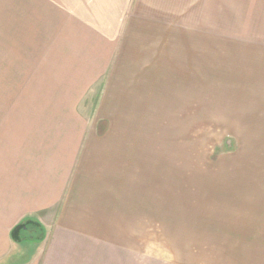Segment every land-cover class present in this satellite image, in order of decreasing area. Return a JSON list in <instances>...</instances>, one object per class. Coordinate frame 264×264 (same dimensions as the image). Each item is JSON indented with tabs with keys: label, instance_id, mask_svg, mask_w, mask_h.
<instances>
[{
	"label": "rangeland",
	"instance_id": "1",
	"mask_svg": "<svg viewBox=\"0 0 264 264\" xmlns=\"http://www.w3.org/2000/svg\"><path fill=\"white\" fill-rule=\"evenodd\" d=\"M34 5L33 0H0V197L8 199L12 175L21 179L25 172L48 166L54 173L69 169L78 163L85 141L92 160L99 151L111 152L100 143L121 137L134 142L140 153L144 146L162 189L172 190L168 199L189 203L170 207L162 199V241L166 230L176 232L178 242L185 240L186 230H196L204 234L199 240L203 244L205 230L262 233L264 75L249 72L264 69V4L256 7L254 26L242 28L244 34L235 39L232 27L216 25L219 12L214 10L220 3L206 2L205 11L211 12H205L204 65L194 67L204 73L188 75L187 90L165 89L162 83L160 95L151 92L144 124L132 123L129 112L134 115L135 107L128 111L122 106V113L114 115L118 132L109 120L99 118L111 116L108 108L97 115L94 111L107 76L99 80L104 63L73 57L81 43L77 32L73 35L72 19L61 12L33 10ZM90 83L94 89L87 94ZM104 158L82 167L101 164ZM228 200L238 208H227ZM153 220L147 219L150 230ZM255 222L263 227H253ZM17 245L26 251L3 264L33 258L34 243ZM261 249L259 244L258 256L264 257Z\"/></svg>",
	"mask_w": 264,
	"mask_h": 264
},
{
	"label": "crops",
	"instance_id": "2",
	"mask_svg": "<svg viewBox=\"0 0 264 264\" xmlns=\"http://www.w3.org/2000/svg\"><path fill=\"white\" fill-rule=\"evenodd\" d=\"M211 1L220 3L219 11L214 10L219 12L216 25L232 27L235 39L244 34L242 28L254 26L256 7L264 4V0H33V10L64 13L72 19L73 35L78 34L81 43L73 57L104 63L99 80L107 76L94 111L97 115L108 108L111 116L99 118L109 120L118 132L114 115L122 113V106L128 111L135 107L134 115L129 112L132 123L144 124L151 92L160 95L162 83L165 89L187 90L188 75L204 73L194 67L204 65L205 12H211L205 11V3ZM249 73L258 77L264 69ZM93 89L90 83L85 91ZM112 138L100 143L110 146L111 152L99 151L92 160L90 143L85 141L78 163L69 169L54 173L48 166L41 172H25L21 179L12 175L8 199L0 197V264L26 251L17 245L26 242L34 243L35 254L17 264H264V257L258 256L259 244L264 249V230H205V244L199 242L204 234L196 230H186L183 242H178L176 232L166 230L162 241V199L170 207L189 203L168 199L172 190L162 189L150 166L156 164L147 162L144 146L140 153L134 142ZM101 158V164L82 167L83 162ZM226 207L237 206L228 200ZM185 216L193 228V220ZM25 218L39 222L43 230L33 225L14 241L12 230ZM147 219H154V230ZM258 226L263 227L259 222L253 227Z\"/></svg>",
	"mask_w": 264,
	"mask_h": 264
},
{
	"label": "water",
	"instance_id": "3",
	"mask_svg": "<svg viewBox=\"0 0 264 264\" xmlns=\"http://www.w3.org/2000/svg\"><path fill=\"white\" fill-rule=\"evenodd\" d=\"M30 224H38L41 226V224H39V222L37 221H33L30 219H26L23 222H20L13 230H12V239L14 241H20V232L21 230H26L27 228H30L29 225ZM43 230V227L42 229ZM43 233V232H42Z\"/></svg>",
	"mask_w": 264,
	"mask_h": 264
},
{
	"label": "trees",
	"instance_id": "4",
	"mask_svg": "<svg viewBox=\"0 0 264 264\" xmlns=\"http://www.w3.org/2000/svg\"><path fill=\"white\" fill-rule=\"evenodd\" d=\"M34 225V227L37 225V227H39L40 229H42V226L38 225V224H30L29 227L31 229V227ZM41 234V233H40Z\"/></svg>",
	"mask_w": 264,
	"mask_h": 264
}]
</instances>
